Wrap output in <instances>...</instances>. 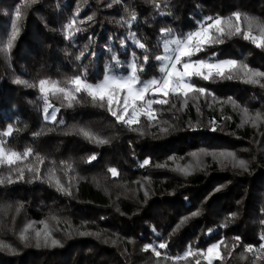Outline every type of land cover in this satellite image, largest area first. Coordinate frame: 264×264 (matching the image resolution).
Masks as SVG:
<instances>
[{
    "label": "trees",
    "instance_id": "1",
    "mask_svg": "<svg viewBox=\"0 0 264 264\" xmlns=\"http://www.w3.org/2000/svg\"><path fill=\"white\" fill-rule=\"evenodd\" d=\"M155 3L161 7L156 8L153 0H0V40L6 41L10 35L17 8L22 16L11 51H0V133L9 124L19 131L0 139L8 149L21 153L33 149L34 154L19 167L37 166L42 177L38 180L25 171L24 181L0 185V241L16 249L0 250V264H158L151 250L142 249L163 242L168 246L159 249V264H174L167 257L182 255L189 245L193 250H205L218 241L224 259L213 264H264V253L257 259L245 251L248 245L259 248L264 243V122L255 128L251 123L240 127L241 113L227 102L231 98L250 114L264 116V78L258 77L260 84H251L194 77L193 82L214 93L216 99L189 100L186 107L179 99L172 100L175 107L154 105L160 123L150 124L141 117L138 127L143 134L118 124L83 93L71 108L50 97L60 111L55 122L44 118V101L38 87L31 86L40 79L64 81L87 68L89 81L96 83L108 70L115 75L127 73L133 53L138 60L149 57L141 80L158 77L159 62L154 57L163 52L162 29L182 36L195 31L205 17H228L236 11L264 22V0ZM132 13L137 19L129 26L124 22ZM73 18L81 31L69 40L65 26ZM130 32L147 48L136 47ZM82 51L85 55L77 59ZM212 52L217 58L230 57L264 72V49L240 36L226 38L225 43L194 58L207 59ZM17 79L27 84H17ZM78 127L110 142L92 144L73 133ZM161 128H167V133ZM201 150L231 151L247 163V170L211 156H201L203 170L192 175L174 170L169 157H175L181 166L194 165L190 154ZM94 153L97 159L87 163ZM37 157L44 163L39 164ZM145 158H151L152 164L140 167ZM61 161L73 169L68 171ZM166 162L167 167H156ZM110 167L117 168L119 176L113 177ZM52 168L66 188L71 180V196L46 182ZM8 172L7 167H0V175ZM194 212L200 214L192 217ZM233 213L235 217L229 219ZM185 217L192 218L177 230ZM29 221H35L37 229L43 227L40 221H46L60 245L36 247L34 239L22 243L18 233ZM33 235L30 231L29 236ZM201 264L207 262L201 259Z\"/></svg>",
    "mask_w": 264,
    "mask_h": 264
},
{
    "label": "snow or ice",
    "instance_id": "2",
    "mask_svg": "<svg viewBox=\"0 0 264 264\" xmlns=\"http://www.w3.org/2000/svg\"><path fill=\"white\" fill-rule=\"evenodd\" d=\"M36 0H32L35 3ZM114 2H120V0H114ZM154 6L160 8L159 3H155ZM79 9L77 11V15ZM22 19L21 10L17 8L15 11V20L11 24V33L7 36L6 41L0 40V51L8 53L13 47V43L19 34V21ZM93 17H88L91 21ZM137 19L135 13L130 15L128 21L125 24L130 26L131 22ZM243 21V22H242ZM77 20L73 18L66 26L65 33L66 39H73L76 32L81 31L80 28L75 27ZM164 34L163 54L156 55L154 59L159 62L158 71L160 75L158 77H152L151 79L141 80V74L144 72V66L149 62L148 55H144L142 59L138 60L133 53L132 62L129 65L128 75H115L108 70L105 72L103 78L96 83H92L88 79V70L84 68L79 75L67 78L64 81L52 80L50 78L40 79L38 85H31L32 87H38L41 94V99L44 101V118L46 120L56 121V113L60 111V108L55 107L50 97L61 100L62 106L71 108L74 104L79 103L78 97L81 93L86 95L90 102L98 107L105 108L108 113L115 119V121L128 127L133 131H138L143 134L142 130L138 127L141 124V117L145 118L150 124L159 125V111L154 105H169L175 107L172 103L173 99H179L181 106L186 107L189 100L198 101L201 97L207 98L211 96L215 100V94L209 92L203 87H198L193 82V78H199L203 81L215 82L217 80H241L245 83L260 84L259 78H264V72L253 70L249 65L240 62L236 59H218V54L212 52L207 59H194L200 53H206L209 48H214L225 43V39L232 38L234 36H240L243 40L250 41L257 48L264 49V22H260L257 18L251 17L246 13L236 11L228 17H205L199 24L195 31L189 32L182 36H173L172 29H162ZM129 38L140 49H146L147 45L141 42L135 33L130 32ZM85 53L82 51L77 59L83 57ZM113 60L119 63L118 59L113 56ZM17 84H27V81L17 79ZM63 85V86H62ZM264 87V85H261ZM228 103L232 104V107L238 110L242 116V122L240 127L251 123L252 127H258L260 122H264V116L260 113L252 115L247 108H242L236 104L231 98L228 99ZM49 109L52 111L49 112ZM213 125V131H215V120L211 121ZM190 128L195 130V125H189ZM15 129L13 125L6 126V130L0 133V137H10L13 135ZM162 133H167V128H161ZM73 133L82 136L88 142L97 146L108 144L110 141L103 138L92 131L78 127L73 129ZM41 133H34V135H40ZM33 149L27 148L23 153L6 147L5 141L0 139V167H7L9 169L8 175H0V185L5 183L14 184L25 180V171L32 173L36 179H42L40 176V168L31 164L26 168L19 167V164L26 161L32 156ZM194 159L195 164H188L181 166L176 162L175 157H169V160L175 163V171L180 172L184 176L192 175L197 170H203L201 163V156H211L214 160L223 163L225 160L231 162L233 167H239L247 170V163L244 160H240L236 157L235 153L227 150L209 152L207 150H201L199 153L193 152L190 154ZM39 164H43L44 160L41 157H37ZM97 159V155L94 153L86 160L87 163ZM61 164L65 166L68 171L73 169V166L66 161H61ZM152 164L151 158H145L140 167H148ZM166 162L163 165H156V167H167ZM108 172L113 176H119V171L115 167H110ZM15 175V179H13ZM47 183L54 186L58 192L66 196L72 195L71 180H69V187H65L61 183L60 178L56 175V169L52 168L48 170ZM219 190V189H217ZM145 195H147V189H145ZM19 208L16 209L19 212ZM199 212L192 213V217L199 215ZM192 217H185L176 226V229L186 223ZM235 217V214H231L229 219ZM53 219H57L53 217ZM35 221H29L18 233V239L27 245L30 239H34L36 247H56L60 245V241L55 239L52 235V229H50L46 221H40L43 225L42 228L37 229L35 227ZM227 226V221L223 225ZM34 235L29 236V232ZM212 230L209 229V232ZM80 235H96L98 233L81 232ZM236 241L240 238L236 237ZM261 240L264 241V235L261 236ZM115 241H113L114 243ZM222 243V242H221ZM221 243L212 244L206 250L196 249L193 250L189 245L187 250L182 254L175 257H167L168 260L178 264L180 261H193V264H201V259L205 260L207 264H213L214 261H223L224 255L221 252ZM167 242L160 243L158 245L147 244L144 245L143 251H149L158 258H162V253L159 249H166ZM235 247V245H233ZM0 250L15 252L16 249L10 245L0 241ZM246 252L253 253L255 258H259L260 253H264V243H261L259 248L248 245L245 247ZM231 255V253H229Z\"/></svg>",
    "mask_w": 264,
    "mask_h": 264
},
{
    "label": "rangeland",
    "instance_id": "3",
    "mask_svg": "<svg viewBox=\"0 0 264 264\" xmlns=\"http://www.w3.org/2000/svg\"><path fill=\"white\" fill-rule=\"evenodd\" d=\"M173 36H176V37H178V35H172V36H170V37H168L169 39H171V38H173ZM161 54H163V52L161 53ZM160 54V55H161ZM195 59V58H194ZM218 59H221V60H223V59H233V58H230V57H226V58H218ZM129 74V71L127 72V73H125V74H119L118 76H121V75H128ZM149 79H151V78H149ZM147 80V79H146ZM93 83V82H92ZM216 243H220L219 241L218 242H215V243H213V244H216ZM212 245V244H211ZM211 245H209V246H211ZM208 246V247H209ZM207 249V248H206ZM205 249V250H206Z\"/></svg>",
    "mask_w": 264,
    "mask_h": 264
}]
</instances>
